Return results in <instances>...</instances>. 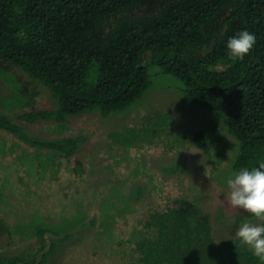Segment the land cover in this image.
<instances>
[{"label": "trees", "instance_id": "16d2710c", "mask_svg": "<svg viewBox=\"0 0 264 264\" xmlns=\"http://www.w3.org/2000/svg\"><path fill=\"white\" fill-rule=\"evenodd\" d=\"M241 29L256 43L233 60L225 45ZM150 66L214 119L185 131L157 105L122 115ZM145 146L174 159L171 173L264 160V0H0V153L17 161L0 240L21 243L16 221L40 220L37 249L0 264H45L46 234L65 238L81 214L102 241L97 264H261L235 237L250 215H223L216 234L200 186L152 172L149 151L134 155Z\"/></svg>", "mask_w": 264, "mask_h": 264}, {"label": "rangeland", "instance_id": "374dc122", "mask_svg": "<svg viewBox=\"0 0 264 264\" xmlns=\"http://www.w3.org/2000/svg\"><path fill=\"white\" fill-rule=\"evenodd\" d=\"M148 72L151 81L150 88L140 101L130 106L128 110L122 115H146L152 107L157 105L160 106V109H163L161 114L164 116L169 115L168 119H180V126L182 125L180 129L183 130L186 128L191 130V128H196L199 126V124L214 119L215 114L202 111L183 100L182 84L177 79L162 74L155 66H150L148 68ZM180 121H178L177 124ZM187 129L185 131H189ZM147 149L148 147L145 146V148H143L141 151L135 152L134 155L139 157V160L146 161L145 157L148 154L149 156L147 157V160L149 164L146 163L147 161L145 162L147 167L149 165L150 170L156 174H159L162 179L168 181L170 178V180L173 182V186L176 183L175 179H181V181L185 183L184 185L189 184L191 187L200 186L197 188L198 192L201 193V195L206 196V203L211 206L216 234L224 235L228 233V230L223 226V223L225 222L224 218L226 216L233 214L248 215L247 213L237 211L227 203V186L225 183V178L229 176L230 173V169L227 164L229 162H227V160H225L224 166L219 169L218 172L210 175L211 180H204L206 177L210 176L207 174V170H205L206 168H197L195 166L197 163H191L194 165L189 166V169H184L183 171L185 172L177 173V170H174L175 172L171 173V165L176 163L174 159L171 156H161L162 154H159L161 148H159L160 150H155L156 148L149 150ZM146 150L149 152H144ZM1 157H3V154L0 153V169L2 168V173H0V191H13L12 182L15 181V179L12 178H16L17 176V173L13 172L15 171L14 166H16L17 161L13 158V156L10 155L5 156V159H2ZM52 164L54 163L52 162ZM181 181L178 180L179 183H182ZM206 183H209L207 186L208 188L206 187ZM81 191L84 192L83 190ZM71 194L68 193V195ZM65 202L67 207L69 202ZM79 216L81 217H79L80 221L85 222V215L81 214ZM80 221L79 219L76 220V218H74L71 222L62 226V228L60 227L61 230H63L62 233L64 232V235L65 233L67 235L63 239L58 236L55 237L52 234H46L45 239H47V242L45 244V249L48 250L49 246L54 245V252L53 254H50L45 264L98 263V260L100 259L99 257L102 256V241H99V243L94 241V237L97 238V233L94 232V229L90 226L91 223L89 221L86 220V223L83 224ZM38 223L40 224L39 218H35L33 222L16 221L15 227L17 231H25V236L27 235L29 237L23 238L24 240L21 243H15V241H11L6 244L5 240H0V259L4 260L13 257H21L24 253V249L30 246L29 244L34 245V248L37 249L38 246L36 245V242H38V239L34 237L33 231H35V225ZM29 228L32 229L31 232L30 230L28 232ZM21 235L25 237L22 232L19 234V236Z\"/></svg>", "mask_w": 264, "mask_h": 264}, {"label": "clouds", "instance_id": "9594fccd", "mask_svg": "<svg viewBox=\"0 0 264 264\" xmlns=\"http://www.w3.org/2000/svg\"><path fill=\"white\" fill-rule=\"evenodd\" d=\"M255 43V33L241 29L228 38L226 53L230 59L243 60ZM225 183L227 203L251 217L239 223L235 237L239 245L251 251L264 264V160L259 161L256 166L241 167L233 171Z\"/></svg>", "mask_w": 264, "mask_h": 264}]
</instances>
